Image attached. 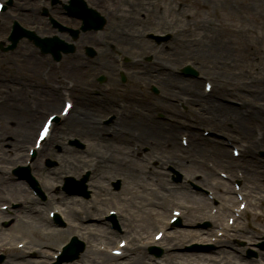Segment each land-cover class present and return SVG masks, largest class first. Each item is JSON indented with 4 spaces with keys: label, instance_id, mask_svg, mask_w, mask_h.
I'll use <instances>...</instances> for the list:
<instances>
[{
    "label": "bare ground",
    "instance_id": "6f19581e",
    "mask_svg": "<svg viewBox=\"0 0 264 264\" xmlns=\"http://www.w3.org/2000/svg\"><path fill=\"white\" fill-rule=\"evenodd\" d=\"M233 46L234 45H231V43L228 41L225 44L224 49L227 52L226 59L228 60H230L229 58L230 56H235L236 54L237 56L236 62H238V59L241 56V54L239 53L246 52L250 48H253L252 45H248L244 47L243 50H241V48H238V51H235L234 48H232ZM212 49H214L212 46L210 47L207 46L203 48V51L212 52L211 51ZM181 52L187 53L188 51L181 50ZM215 56L218 57L219 59L225 60L223 53L215 54ZM220 56H222V58ZM30 64L31 63H29L28 65ZM220 64H221V60L219 61V65ZM31 65H33L31 68H33V70L35 71V74L43 70V66L41 62L39 63V66L34 65V64H31ZM74 65H75V62H72L70 67ZM77 74H78V70L75 69L74 74L72 76L76 78ZM65 76L67 78V75ZM243 77L244 76L240 73L232 72L231 79H232V82H236L237 80L235 78H239V80H241ZM255 88H258V87H254L252 84L248 83L247 85L248 92H250L252 89H255ZM262 99L264 100V93H263ZM194 102H195L194 104L197 106L201 104V101L198 100L197 96H195ZM54 106H56V104H54ZM211 110L216 111L217 109H215L214 106L211 105ZM230 110H231V113L232 112L235 113V117H236L235 120L234 119L230 120L228 118V112ZM238 111H239V114H238ZM73 114L69 122L70 129L72 130L76 126L85 127L82 129H79V128H74V129H75V132H77L82 138H84V136H88V139L92 142L90 150L96 147L94 149V152L99 151V148L101 149L103 144L101 142L98 143L96 141V140L98 141L101 140L100 138L95 139L94 141V138L90 137L92 133L96 135L95 137H105L107 135H114V136L117 135V139L122 141V144H117V145H119L121 148L123 147V149L126 150V155H129L131 150H133V152L131 151L133 155L134 148H129V147L133 141H136L134 145L141 144L143 148L149 149L147 156L151 155L150 152L156 154L155 159L158 162H160L161 166L164 164V159L168 158L170 154L177 156V153L175 151L177 150V145L174 140L175 130H170L167 132L165 130L164 133L162 134L158 132L159 127L149 126L147 123L142 122L141 119H138L137 122L131 123L126 129H123L122 127H113V128L97 127L95 124H93L94 121H97L93 118V114H94L93 112L86 113V115L81 114L79 116H76L74 119H73ZM217 114L221 115V120H220L221 126H226V125L233 124V123L235 124L238 123L239 125H242L243 129L240 135L245 138L249 137L251 134L256 135L257 133L256 127L258 125H256V127H252L251 126L252 122H256L260 120L264 123V113L254 115L249 110L247 112V118H246L242 116L238 108L232 107V106H221V108L217 110ZM84 118L86 120H84ZM9 121H11L10 123H14L15 125L14 128L6 127L8 126ZM35 125L36 124L29 122V118L27 115L20 116L14 113V111L11 108H7V106H6L5 112H2V113L0 112V126H2L0 128V185L2 183L6 184L14 194V196L13 195H10V196L5 195L4 197L0 196V199L7 198L9 200L19 201L23 204V210H20L19 212L15 213L16 217L18 218L16 219L18 220V222L16 223V226H15V228H17L15 233L17 235H14V237L22 236V233L24 230L28 231V233L30 232L29 235H32V236L39 234L40 238L38 239L42 241V243H40V245L33 244V247L37 250L36 251L37 253H40V255H44L47 253V251H45L44 248H48L51 245L53 246V244H49L47 241L51 238L59 239L61 235H63L64 232L62 231H60L59 233L52 232L50 233L51 235H44L43 230H42V227L44 225L41 224L39 221H37L35 217L32 215V213H30L27 216L25 212L26 209H31L32 205L35 204L37 200L32 199L30 197L29 192L22 185H12L10 187L11 183L9 182H11L12 178L10 176H6L7 174L6 167H8L10 164H15L18 161L23 160L24 154L22 152L14 154V151L17 148H21L23 152L26 151L27 145L31 142L30 138H32V134L35 130ZM249 132L251 134H249ZM125 133L128 135V138L124 136ZM165 139L169 140V146L167 149H164L166 145L163 140ZM106 142L109 144V146H107L108 148H110V146H113V144L109 140H107ZM149 143H152V144H149ZM55 145L63 147L66 152L64 155H59V156L56 154V152H54V150L49 152L51 156L57 157L60 161L59 167L52 171L51 176L55 174L56 179H58V177L61 174H67V173H71L74 176H78L76 175V173H78L77 170L83 162L85 166L86 165L90 166L92 170L95 172V175H94L95 179L93 181L94 197H103V196L111 194L108 188L103 184V179L104 181H108L109 179L116 177V176L124 177V181H125L124 189H125L126 195L125 197H120L121 207L119 208H120V221L125 227L130 228L126 235L128 234L131 235L132 233L135 232V226H132L134 224V221L138 222V225H140L141 223V227L145 226L144 217L141 218V215L137 214L138 210H135L136 201L139 199V197H141V194L139 193L138 190L135 189L134 185L142 184L144 188L147 187L150 183L155 184L154 186L158 185L160 187V193H161L160 198L164 196L168 197L165 191L166 185L163 182V180H161L160 178H157L155 175L154 176L153 175L152 176L140 175V170L138 167L139 165L137 164L136 161L128 160L125 156H122L118 158V160H116L114 157L113 158L108 157L106 156V154L104 155L102 152L101 153L96 152L97 154H100V155H96L95 158L91 160L81 161L80 159L82 157L78 159H74L72 156H66L67 148L64 147V141L61 142L60 140H57L55 142ZM192 145L194 147H190V149L193 148L195 150V147H196L197 150H195V155L197 157L200 156L199 154H203V152L205 151L204 149H201L202 142L200 141H196L195 143H192ZM258 146H264V143L253 144V146L251 147V150L254 147H258ZM173 147H176V148H173ZM6 148L8 150H6ZM137 148L140 149L141 147L138 146ZM74 152L75 151H72V153ZM119 153L121 154L122 150H119ZM216 154L218 158L221 160L220 162H222L223 164H226L230 167H233L235 165L234 163H232V159H230L226 149H221L219 147H216ZM246 162H247L248 181L251 182L252 185L255 184L256 187H260L261 183L257 182L254 178L260 179L261 182H264V170H262L260 166L255 164L254 158L252 160L250 158ZM32 168L36 170L41 186L48 193H51V190L55 186V184L53 183L52 178L46 175L47 171L44 170L43 167L38 164H36ZM251 171H253V173ZM102 172H104V175L101 174ZM160 176H163V174L161 173ZM56 181L57 180H55L54 182L56 183ZM212 185L216 188V190H218V192H222L225 195V199L229 200L231 198L229 190L223 191L224 190L223 187H225L226 184L216 182ZM184 195L182 196L188 199V201H193L195 205V206H189L187 212H184V214L182 213L183 216L187 218L188 225L192 224L191 217H202V218L206 217L209 221L212 222L213 227H214L221 221V218L223 217V215L225 213H229V210L231 209V206L229 204H226L223 206V209L221 211L222 213L219 217L211 218L210 215L207 213L209 205H210L207 199L203 198L202 196L201 197L197 196L196 194L189 195L188 193H184ZM107 201L109 200H107L106 198H100L99 200H97V202L94 200L93 205L91 206L87 202L86 203L82 202L81 200H78L74 197L71 199H65L57 195H51V199H49L47 202V205L49 204L48 206H53L54 203H58L63 207L62 208L60 206V212H63V214L69 220L68 225H69L70 233L67 234L68 236L76 235L79 237H83L85 240H87L89 249L87 248L88 251L84 253L82 262L87 259L88 261H90V264H95V263L111 264L110 263L111 257L108 255H104V256L100 255V251L98 247L90 243L91 240L93 243H95L99 237L103 238L105 241H108V243H113V238L111 237L113 235H111L110 232L106 231V229L104 228L102 219L100 217L101 214H106L107 212L106 211V205H108ZM169 202L170 200H168V202H165V204L163 203V205L165 206ZM171 203H180L181 205L184 204L183 201H179V200H176V201L173 200L171 201ZM38 211L42 213V209H38ZM160 216L161 215H159L158 213H155V215L151 217L152 218L151 224L155 225V227L158 225V223L163 222ZM260 216L261 214L256 215V217H260ZM93 219L96 220L95 223L91 222ZM20 221H23L27 225L20 223ZM44 223H48V220L46 218L44 219ZM162 225L164 229L168 231L170 225L166 223V221H164ZM244 231L246 232L247 229H245ZM199 233L200 234H194V231L189 230L184 233H180V235H182L181 238H179V234H176V233H174V235H170L169 247L166 248V254L164 256L162 264H235V263H232L228 259V255L226 254L228 253L227 250H219L217 258L199 257V259L195 260V262L191 260H186V258L181 257L175 254V252H173L172 249L178 248L180 244L183 243L188 238H194L199 235L202 241H207V236H204V235H207L210 232L205 231V232H199ZM220 244H222V241H220ZM56 246L60 247V245H56ZM0 249H3L4 251L8 250L10 258L14 259L15 262L10 261L9 264H22L21 260H24L26 258V253L24 251L16 252V249L14 247H6V245H4V247L0 246ZM139 250H141V247H135V248L132 247L131 251L135 253L134 254L135 257L133 258L134 261L132 260L131 261L132 263L130 262V264H154L153 257L149 258V260L146 261L145 255L140 254ZM263 257H264V254L261 258ZM237 259H240V258L237 257ZM254 263L255 262H253V264ZM23 264H36V263L25 261Z\"/></svg>",
    "mask_w": 264,
    "mask_h": 264
},
{
    "label": "rangeland",
    "instance_id": "374dc122",
    "mask_svg": "<svg viewBox=\"0 0 264 264\" xmlns=\"http://www.w3.org/2000/svg\"><path fill=\"white\" fill-rule=\"evenodd\" d=\"M184 3H187L189 2V0H182ZM224 1L225 0H192L193 4H195L196 7L193 6V8L189 11H186V13H184V20H183V24H182V28L183 30H189V26H196V28H192V34L190 35L189 33L185 32V36H199V39H198V42H197V46H198V49H201V46H203V43L204 42H207L211 45H213V41H211V32L209 31V27H208V21L211 19L213 24L212 25H220L221 27V33H219V37H221V34L223 35L224 37V41L227 43L229 40H231V42L233 43L234 45V48H237V47H242L243 45L242 42L244 43L245 40L242 39V37H240L239 35L237 34H234L233 33V30L236 28V27H239L241 25L240 23V17L236 18V20L230 16L232 12L231 8L229 7V4H227V2L225 1L226 5L224 4ZM238 7L240 9L243 8L246 0H235ZM144 11V13L149 16V13L147 12V10L145 9H142ZM165 11H166V8H165ZM258 13H259V10H258ZM213 14H216V17L213 18ZM234 14V13H233ZM189 15V16H188ZM236 15V14H235ZM128 16H131L130 14H128ZM161 17L160 14H157L156 15V19H159ZM150 19V18H148ZM154 19V18H153ZM146 22V20H144ZM67 22L69 24H73L72 21L69 17L67 18ZM75 22H78V21H75ZM143 22V17L141 16L138 20V23L141 24ZM119 23H123V21H120ZM255 26V25H254ZM262 25L260 24V27ZM188 27V28H186ZM199 28V29H198ZM196 30V31H195ZM186 37H183L181 40L182 41H187V38ZM221 39L219 38V42L221 43H224L223 40L220 41ZM253 40V39H252ZM255 41V39H254ZM258 41V40H256ZM5 43V45L8 43L7 42V38L6 36H1L0 37V43ZM196 45V43H194ZM196 46V47H197ZM223 46V45H222ZM210 47V46H209ZM224 49V48H223ZM238 49V48H237ZM212 52L216 53L217 51L214 49L211 50ZM19 53H20V50L17 51V53H5V52H0V83L3 82V73H4V76L7 77L8 79H10L11 77H18V78H21V81H23L24 83H30V84H33V83H40L41 82V78L43 75H40V73L38 72L37 74H35L34 72L32 71H29V67H32L33 65L31 64H34L35 65V62L33 60V58H28L29 60L27 62H23L24 59H22L21 61H19ZM36 54L40 57H42L40 55V53L38 52H35L33 50L32 47H27L24 52H22L23 56H28V55H31V54ZM225 53V52H224ZM257 54H255V58L257 57ZM11 55V56H10ZM8 57H11L14 61V63H12L10 61V58L8 59ZM29 57V56H28ZM264 56L261 54V59L263 58ZM260 59V60H261ZM18 60V61H17ZM257 63H255L254 65V69H253V72H256V71H264V67L262 66L263 63L262 62H259L258 63V60H256ZM21 63V64H20ZM29 63H31L30 65H28ZM20 64V65H19ZM240 64H242L240 66ZM244 66H247V63L246 61L241 58L238 62V67L235 69L236 71H241V69H243ZM226 67L228 68H224V72H225V75L224 77L226 76V71H232V69L226 65ZM6 68V69H5ZM32 72V74L30 75V73ZM65 72L62 73V75H64ZM110 74V73H109ZM113 75V77L117 80V78L115 77V65H114V72L111 73ZM49 76V74H47ZM52 82V80H51ZM53 83V82H52ZM224 91V90H223ZM223 93V92H222ZM61 104L59 106V108H61ZM58 108V109H59ZM4 111V110H3ZM26 111H28L26 109ZM30 117V116H29ZM11 121H9V126H14V123H10ZM36 137V132L34 133V136L33 138ZM67 144V142H66ZM67 147H69V145H67ZM69 155V154H67ZM80 155V157H84V154H78ZM77 155V156H78ZM121 156V155H119ZM144 159V158H143ZM145 160V159H144ZM49 161H53V163H55L56 161L52 160V159H49ZM146 164H147V161H143L142 163L140 162L139 164V169H140V175H142L143 173V170L144 168L146 169ZM211 186V185H210ZM206 187H209V186H206ZM147 196H150V195H147ZM145 198H146V195L145 194H142L141 193V197H139V199L136 201V208L135 210H138L137 214H140L141 215V218L144 217V225L145 226H142L143 228V232L144 234H148L147 237H148V240L150 241H153V236H154V230H152L153 227H151V223H150V220H149V217H147V214L146 213H149L151 212L152 210H154L155 207H152V205H150V208L147 210L143 207V203L145 202ZM2 203V201H0V204ZM111 208V206L109 207ZM162 212L163 210L160 209ZM262 212H264V206L262 207ZM253 212H255L256 210L253 208L252 209ZM146 212V213H145ZM164 215V214H163ZM166 217H168L169 215H164ZM38 217V216H36ZM248 218L251 219L252 216L251 215H248ZM206 222L204 220H200V222H197L195 223V225L193 226L194 229H198V227L200 225H203L205 224ZM257 224V222H255ZM4 223H0V229L4 232H10L12 234V230L14 228V226L16 224H13L8 226V227H5L3 226ZM258 225V224H257ZM149 226V227H148ZM184 227V225H183ZM149 228V229H148ZM261 229H264V223L261 225ZM263 235V232L260 233V234H256L255 235V243H259L261 241V236ZM3 237H5V235H2V233L0 232V241H2ZM27 237H30L34 242H39L40 240L38 238H40V235L37 234L36 236H30L28 231L22 235L21 237H18L15 239L14 243L17 244L19 243V241H23L25 238ZM195 238H188L186 239L183 243H181V245H188L191 243V242H196V240H194ZM238 248L241 250V252H243V255L245 256V254L247 253L248 250L250 249H257V246H255L254 244H251V242L249 240H246L244 237H242L241 239H236L235 240ZM159 245H162L163 248H165L167 245H168V241L166 242L163 241L162 244H159ZM117 246V244H116ZM165 246V247H164ZM185 248V247H180L178 250H176L175 252L181 254L182 256H184L185 258L187 257H193L191 255V253H182L184 251H182V249ZM165 254V249H163V255L160 256L161 258L164 256ZM213 255H216V254H213Z\"/></svg>",
    "mask_w": 264,
    "mask_h": 264
}]
</instances>
